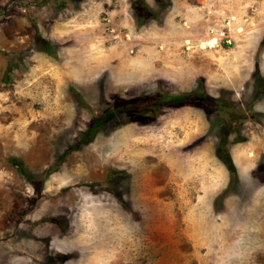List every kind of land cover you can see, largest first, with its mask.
Returning <instances> with one entry per match:
<instances>
[{"label":"rangeland","instance_id":"obj_1","mask_svg":"<svg viewBox=\"0 0 264 264\" xmlns=\"http://www.w3.org/2000/svg\"><path fill=\"white\" fill-rule=\"evenodd\" d=\"M189 1L0 0V264H264V0Z\"/></svg>","mask_w":264,"mask_h":264},{"label":"crops","instance_id":"obj_2","mask_svg":"<svg viewBox=\"0 0 264 264\" xmlns=\"http://www.w3.org/2000/svg\"><path fill=\"white\" fill-rule=\"evenodd\" d=\"M203 2H204V5L206 4V6H208L210 8V10L213 11V12H221V11H223V12L227 13V11L229 10L227 6H224L225 0H203ZM172 3H173L172 7H174V8L168 14V17H167L168 19L166 18L167 20H166V22L164 24L165 25H169V23L170 24H174V22L176 23V16L173 17V19H172L171 16L173 14L174 15L178 14V15L182 16V17H180V20H182V18H184V20L187 21L186 23L188 25H192L193 24V20H192L191 17L188 18V16H190L189 13L191 11H195V10L199 9L200 6H198L196 3H191L189 0H172ZM181 3H182V6H185V8H186L185 10L179 9ZM203 8H204V6H203ZM208 15H209V17L213 16L211 14H208ZM203 19L207 20L205 15H203ZM215 23H217V22H215ZM209 24H211V23L207 22V25H209ZM171 27H173V26H171ZM181 27L183 28L182 30H184L185 32H188V29H185V27L183 25ZM161 32H163V35H165V29H164V31H161Z\"/></svg>","mask_w":264,"mask_h":264},{"label":"trees","instance_id":"obj_3","mask_svg":"<svg viewBox=\"0 0 264 264\" xmlns=\"http://www.w3.org/2000/svg\"><path fill=\"white\" fill-rule=\"evenodd\" d=\"M143 12V9L141 11V13ZM192 97H189V96H173V97H170L169 100L170 101H173L174 103H186L188 101H192L191 100ZM136 104V102H134V100H127V101H124L122 103V105H120L119 107L121 108H128V107H132Z\"/></svg>","mask_w":264,"mask_h":264}]
</instances>
